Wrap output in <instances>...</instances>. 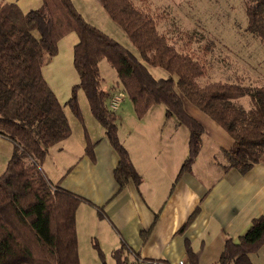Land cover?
Returning <instances> with one entry per match:
<instances>
[{
	"label": "trees",
	"instance_id": "1",
	"mask_svg": "<svg viewBox=\"0 0 264 264\" xmlns=\"http://www.w3.org/2000/svg\"><path fill=\"white\" fill-rule=\"evenodd\" d=\"M120 27L141 60L122 44L90 24L72 0H41V7L24 12L17 3L0 4V136L13 144V153L0 175V264H80L76 214L84 200L53 184L41 165L50 149L68 139L72 129L64 106L44 76L60 42L74 33L73 66L79 83L67 105L84 125L77 93L82 90L95 119L119 157L114 178L123 190L142 183L119 138L116 113L109 108L113 91L102 88L100 63L106 60L118 75L117 88L128 96L142 119L164 105L166 118L175 117L189 133V156L181 173L196 162L202 148L203 125L185 109L184 99L217 123L233 140L230 167L242 174L264 161V86L214 82L200 85L208 75L206 58L177 47L158 29L161 12H149L133 0H96ZM246 31L264 46V0H246ZM149 67L168 73L157 79ZM116 88V89H117ZM115 91V90H114ZM249 96L251 109L236 103ZM87 136L86 155L95 161ZM189 222L182 228L186 230ZM100 257L105 254L94 243ZM264 247V216L255 219L237 241L228 240L219 264H254L251 257ZM124 249L116 264H127ZM192 264L197 255L188 247Z\"/></svg>",
	"mask_w": 264,
	"mask_h": 264
},
{
	"label": "crops",
	"instance_id": "2",
	"mask_svg": "<svg viewBox=\"0 0 264 264\" xmlns=\"http://www.w3.org/2000/svg\"><path fill=\"white\" fill-rule=\"evenodd\" d=\"M88 2L90 6L75 7L88 22L89 16L97 23L90 24L116 40L110 32L120 35L119 29L112 25L115 23L96 0ZM12 3L23 10L19 0ZM41 4L40 0L38 7L23 11L36 10ZM83 119L84 125L79 123L84 135L79 133L78 139H73L72 131L68 139L50 149L41 165L53 184L84 200L76 214L79 251L83 238L85 245L93 250L94 243L105 254L109 249L113 259L117 251L124 249L122 259L126 257L127 264L136 259L192 264L189 247L197 255V264H219L227 241H237L255 219L264 216V161L244 174L230 167L228 154L233 140L227 133L228 136L223 135L217 129V135L209 141L211 148L227 159L225 164L216 162L218 154L210 156L209 167L202 164L203 140L196 162L190 170L181 173L189 156V131L179 142L177 133L182 125L175 124L173 118H165L161 123L149 119V125L146 121L137 123L146 134L129 140L119 133V138L142 183L138 186L129 182L120 191L114 178L118 154L106 138L105 128L93 116L89 103ZM202 125L205 127L204 122ZM86 135L92 143H97L94 162L86 155Z\"/></svg>",
	"mask_w": 264,
	"mask_h": 264
},
{
	"label": "rangeland",
	"instance_id": "3",
	"mask_svg": "<svg viewBox=\"0 0 264 264\" xmlns=\"http://www.w3.org/2000/svg\"><path fill=\"white\" fill-rule=\"evenodd\" d=\"M13 1L0 0V4ZM133 1L137 7L146 11L161 12L159 14L161 18L158 29L162 34L167 35L170 42L176 44L179 48L196 54L200 58L208 56L206 58L208 75L198 80L200 85L205 86L209 83L222 82L241 83L251 88L264 86V46L260 39L246 31L248 24L246 0ZM19 2L23 10L27 11L31 7H38L40 0H19ZM73 3L77 8L90 6L88 0H73ZM88 20L97 24L89 16ZM103 25L105 24L103 23ZM112 25L120 31L121 36L110 31L116 37V40L141 60L138 50L129 43L124 31L116 26V24ZM104 28L109 30L106 25ZM75 43L76 35L74 33L69 34L60 42L59 53L47 63V67L44 69V76L64 106L65 114L73 131V139H78L79 133L84 135L85 131L74 116L71 108L67 105V102L71 98L73 87L79 83L78 74L73 66V46ZM205 47H209L208 49H210V52L205 54L207 56H204L203 53ZM100 69L103 80L102 88L110 93L113 91V96L123 94L124 97V102L116 112L117 121L120 123L119 133L122 138L126 136V139L131 140L132 138L146 134L137 123L143 121L147 123L149 119L158 120L160 123L161 121H165L166 108L164 105L155 106L149 116L145 115L142 119H139L128 96L123 93L121 87H116L119 79L115 69L106 60H103L100 64ZM149 69L157 79L168 77V73L160 68L149 67ZM77 97L82 115L83 112L87 115L88 100L84 92L79 90ZM183 100L186 112L202 124L203 122L205 123L202 137V143L203 140L205 141V160L202 164L209 167V158L213 154H218L216 162L219 160V162L225 164L227 159H225L221 152H217L211 148L209 141L217 135V129L223 135H228L217 123L196 106L184 98ZM236 103L247 111L251 109L249 96L240 98ZM119 118H121V121H119ZM173 121L175 124L180 125L175 117H173ZM148 132H151L149 128ZM92 134L95 136V131ZM187 134L188 129L182 125V128L177 133L178 141L180 142L187 137ZM12 153V143L0 137V175L5 171ZM93 248L94 250L85 245L84 239H81L79 251L80 264H116L109 249L106 251V254L104 253L106 257L103 260L95 247ZM125 258L124 261L126 260ZM252 258L254 264H264V250Z\"/></svg>",
	"mask_w": 264,
	"mask_h": 264
},
{
	"label": "built area",
	"instance_id": "4",
	"mask_svg": "<svg viewBox=\"0 0 264 264\" xmlns=\"http://www.w3.org/2000/svg\"><path fill=\"white\" fill-rule=\"evenodd\" d=\"M123 102H124L123 94L113 96L109 103L110 110L116 113ZM132 264H167V263L161 260L136 259L135 262H133ZM180 264H183V263H180Z\"/></svg>",
	"mask_w": 264,
	"mask_h": 264
}]
</instances>
